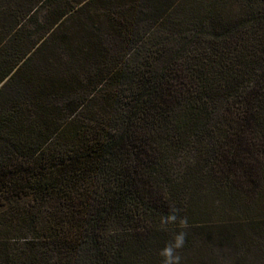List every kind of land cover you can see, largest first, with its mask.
Returning <instances> with one entry per match:
<instances>
[{"label": "trees", "instance_id": "trees-1", "mask_svg": "<svg viewBox=\"0 0 264 264\" xmlns=\"http://www.w3.org/2000/svg\"><path fill=\"white\" fill-rule=\"evenodd\" d=\"M7 77L0 264H163L181 231L187 264H264V208L236 206L261 180L264 0H0ZM210 198L226 218L190 237Z\"/></svg>", "mask_w": 264, "mask_h": 264}, {"label": "rangeland", "instance_id": "rangeland-1", "mask_svg": "<svg viewBox=\"0 0 264 264\" xmlns=\"http://www.w3.org/2000/svg\"><path fill=\"white\" fill-rule=\"evenodd\" d=\"M8 78L9 77H7L5 80L0 82V88L3 86V84L7 81ZM252 127L253 126L251 125V128ZM258 129H262L263 132L262 133L257 132ZM253 130H255V132L253 131V134L255 135L253 136L252 134V136L255 138L257 145H254L256 147L251 148V152L259 150V153H255L254 156H251V165L255 166L256 169L260 170V176H258V178L259 180L260 179L261 180H260V185L258 187L259 189L253 192V194H251V201H246V202L239 201L238 204H240V206L236 204L237 207L244 209L245 216L247 215L250 216L252 214L250 212L251 209H256L257 207L262 209L264 208V125L263 126L260 125L259 127H254ZM258 135H260V137ZM241 205H246V207ZM215 206L216 204L211 198L201 203L194 202V204L191 205L190 211L187 212L186 217H188V221H194L195 223H191L189 225L190 227H188L187 229V232L189 234L187 235L191 237V232H192L191 229L194 228L196 225H198V222H202V223L213 222L218 225L222 224L221 220L226 218L225 212H223V209L221 207L220 210L221 213H218L215 209ZM245 208H248L247 211ZM192 225L195 226L193 227ZM194 235L196 236V231L194 232ZM230 246L231 245H229L228 243H224L222 246H217L216 250H214L213 252L206 251L204 254V258L205 256L209 257L212 255L217 261L216 264H237L238 262L240 264H251L250 255L248 256V259L245 260L243 258L242 251L234 253L232 252ZM180 257H181V264H187L186 255H182Z\"/></svg>", "mask_w": 264, "mask_h": 264}, {"label": "clouds", "instance_id": "clouds-1", "mask_svg": "<svg viewBox=\"0 0 264 264\" xmlns=\"http://www.w3.org/2000/svg\"><path fill=\"white\" fill-rule=\"evenodd\" d=\"M177 220V215L175 214V210H173L172 214L164 217L161 221L163 225H167L169 223H175ZM180 226L187 227V219L183 218L180 220ZM186 233L181 231L179 233L174 234L173 240L170 241L165 247L161 250L160 255L164 258L163 264H181V257L177 253V250L182 249L185 243Z\"/></svg>", "mask_w": 264, "mask_h": 264}]
</instances>
